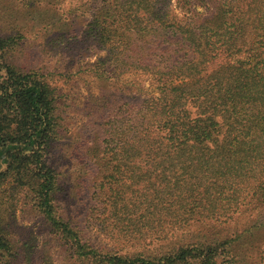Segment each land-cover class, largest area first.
Masks as SVG:
<instances>
[{
	"label": "trees",
	"instance_id": "1",
	"mask_svg": "<svg viewBox=\"0 0 264 264\" xmlns=\"http://www.w3.org/2000/svg\"><path fill=\"white\" fill-rule=\"evenodd\" d=\"M13 1L29 11L64 0ZM175 1L102 0L83 36L51 40L69 59L105 53L93 64L101 79L110 68L150 78L140 98L123 85L91 97L93 138L82 147L99 168L87 219L132 252L93 245L66 217L62 173L49 162L61 139L60 96L49 76L13 60L22 32L0 34V186L23 190L73 264H252L229 239L154 252L192 223L264 206V0ZM2 220L0 264H15L21 254ZM25 253L28 264H55Z\"/></svg>",
	"mask_w": 264,
	"mask_h": 264
},
{
	"label": "rangeland",
	"instance_id": "2",
	"mask_svg": "<svg viewBox=\"0 0 264 264\" xmlns=\"http://www.w3.org/2000/svg\"><path fill=\"white\" fill-rule=\"evenodd\" d=\"M166 2L170 7H176L175 0ZM103 6L102 0H64L55 5H37L26 11L16 1L0 0V34L8 36L22 32L23 39L13 54V60L26 71L36 70L49 76L60 96L63 127L61 139L50 154L49 162L62 173L65 184L61 198L63 212L74 224L81 226L93 245L114 250L118 246L99 231L94 221L91 223L87 219L93 205V185L99 180L95 160L92 156H84L82 150L84 145H91L93 138L88 124V103L91 97L114 88L118 90L122 85L125 96L143 97L150 87V78L110 68L108 80L101 79L93 64L104 59L105 53L88 49L69 59L66 53L53 48L51 41L58 36H83L96 10ZM198 10L212 12L201 7ZM175 14L183 17L180 10H175ZM8 202L14 203L11 209H7ZM0 216L15 251L21 254L15 264H28L25 252L32 251V248L39 252L36 258L47 255L55 264H73L62 238L47 224L23 190L10 181L0 186ZM227 239L235 240L234 251L242 256L243 263L246 257L251 258L252 264L262 262L258 254L264 250V206L235 214L223 223H192L174 233L168 242L158 244L154 252L161 255L184 244H214ZM122 250L132 252L128 248Z\"/></svg>",
	"mask_w": 264,
	"mask_h": 264
}]
</instances>
